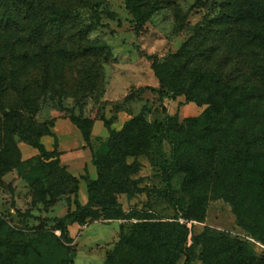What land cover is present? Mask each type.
<instances>
[{"label":"trees","instance_id":"trees-1","mask_svg":"<svg viewBox=\"0 0 264 264\" xmlns=\"http://www.w3.org/2000/svg\"><path fill=\"white\" fill-rule=\"evenodd\" d=\"M125 1L140 28L144 21L137 10L145 0ZM247 1L244 6L242 0H235L233 13L223 12L195 27L194 36L165 62L150 58L161 96H185L190 102L210 105L209 109L200 118L185 119L181 127H176V118L168 115L158 126L137 117L121 131H111L109 139L92 152L97 173L93 180L87 170L82 177H74L61 165L58 150L47 151L42 140L55 136L54 125L39 123L36 115L40 94H46L53 82L59 54L104 58L106 63L110 58L108 45L89 40L91 27L75 23L69 10H54L44 0H0V165L6 170L21 165L15 142V137L20 138L42 158L52 160L42 163L40 181L51 184L58 177L55 186L69 184L76 207L58 223L61 238L53 236L47 241L42 236L40 244L32 249L21 242L19 234L10 231L6 237L0 233V243L7 249L5 264H22L21 258L30 252L44 264H72L76 252L66 245L73 241L69 226L97 218L92 207L100 202V188L111 181V163L146 154L152 132L162 135L171 146L163 174L170 190L174 192L179 174L185 175L183 191L189 199L171 197L177 219L202 222L203 213L200 210L197 214L196 209L207 202L205 191L211 188L231 206L238 225L264 245V223L246 219L244 210L248 195L253 206L264 210V105L260 107L258 99L259 82L264 81V0ZM160 8L161 3L154 1L146 18ZM187 20L184 17L182 25ZM216 43L229 47L222 60L214 59ZM13 92L19 98L4 104ZM70 121L80 131L86 147L91 148L90 123L73 117ZM127 173L129 166L120 167L121 176ZM81 181L86 184L87 205H81L77 198ZM121 182L127 192L128 181ZM120 213L112 216L119 217ZM3 225L0 218V230ZM190 234L189 227L179 222L138 224L107 264H117V256L126 253H131L138 264H181L182 258L183 264H192L194 250L203 241L202 237H194L188 246ZM54 245L60 255L53 258ZM215 252L204 259V264H256L243 241L223 244L221 239Z\"/></svg>","mask_w":264,"mask_h":264},{"label":"rangeland","instance_id":"rangeland-1","mask_svg":"<svg viewBox=\"0 0 264 264\" xmlns=\"http://www.w3.org/2000/svg\"><path fill=\"white\" fill-rule=\"evenodd\" d=\"M154 1L145 0L138 8L137 13L144 21L139 28L125 0H44L54 10H69L75 23L91 27L89 40L106 43L110 50L106 63L104 58L95 60L90 56L74 57L68 52H58L53 82L46 94H40L36 115L39 123L47 122L50 126L57 123V137H46L44 141L49 153L58 150V139L65 149L83 143L71 117L90 123L92 146L87 148L92 153L109 139L111 131H121L134 118L158 126L169 115L176 118V127H181L185 119L200 118L209 109L210 105L190 102L185 96H161L150 58L159 62L168 60L194 36L195 27L223 12L233 13L235 0H158L161 8L147 19L146 12ZM242 3L247 6L248 1L242 0ZM184 17L188 20L182 25ZM214 48L215 60H222L229 49L223 43H216ZM227 66L237 68L235 64ZM259 85L258 99L263 107L264 81ZM18 98L19 94L13 92L4 99V104L15 103ZM15 142L21 153V165L10 170L0 165V218L4 223L0 233L8 237L13 231L32 249L40 244L42 236H46L47 241L53 236L61 238L58 223L76 210L75 196L71 194L69 184L54 185L58 177L51 184L40 181L42 163L52 160L42 158L38 151L36 155L28 153L26 149H34L18 137ZM147 146L146 154L111 163L108 169L113 175L111 181L100 188V202L92 207L97 218L69 226L73 241L66 245L76 252L72 264H107L136 225L166 222H179L189 227L188 246L193 244L194 237H202L203 242L194 250L192 264H204L205 258L216 254L221 239L223 244L229 240L247 243L256 264H264V245L238 225L231 206L211 188L205 191L207 202H201L196 209L197 214L200 210L203 213L202 222L177 219L178 211L171 197L177 195L189 199L183 191L185 175L179 174L174 182V192L170 190L163 177L165 162L170 159V144L162 135L152 132ZM85 156L82 152H74V160L79 164ZM88 165L97 178L91 161ZM123 165L130 167L126 176L120 175ZM122 179L129 183L127 192L121 185ZM77 198L81 205H87L84 181H81ZM246 198V219L256 218L264 223V210L253 206L249 195ZM117 213H120L119 217L112 216ZM51 250L53 258L60 255L55 245ZM6 251V246L0 243V264H5ZM184 261L182 258L181 264ZM21 263L44 264L31 252L21 258ZM117 264L138 263L131 253H126L117 256Z\"/></svg>","mask_w":264,"mask_h":264},{"label":"crops","instance_id":"crops-1","mask_svg":"<svg viewBox=\"0 0 264 264\" xmlns=\"http://www.w3.org/2000/svg\"><path fill=\"white\" fill-rule=\"evenodd\" d=\"M56 128H57V123L53 128V132L56 135ZM57 137V135H56ZM46 138H44L45 141ZM26 151L32 155H36L37 151L34 149L33 151L30 149H26ZM58 152L60 154L59 159H60V163L63 167H66V169L68 170V172L70 174H72L74 177L80 178L85 174V170H87L89 172L90 177L95 180L96 178H94V173L92 171L91 168H89L88 163L91 161L92 163V153L89 151V149L86 147V143L83 140V143H81L78 147L76 148H62V143L59 141L58 139ZM74 152H82L83 154H85L86 156L84 158H86L84 161H80V164L75 161V157H74ZM83 158V159H84ZM78 163V164H77ZM80 190H81V182H80Z\"/></svg>","mask_w":264,"mask_h":264}]
</instances>
